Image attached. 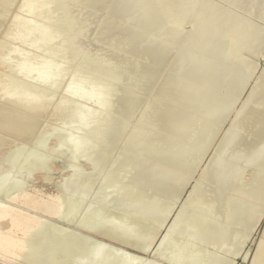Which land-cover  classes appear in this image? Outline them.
<instances>
[{"label":"bare ground","instance_id":"obj_1","mask_svg":"<svg viewBox=\"0 0 264 264\" xmlns=\"http://www.w3.org/2000/svg\"><path fill=\"white\" fill-rule=\"evenodd\" d=\"M20 257L264 264V0H0V263Z\"/></svg>","mask_w":264,"mask_h":264},{"label":"rangeland","instance_id":"obj_2","mask_svg":"<svg viewBox=\"0 0 264 264\" xmlns=\"http://www.w3.org/2000/svg\"><path fill=\"white\" fill-rule=\"evenodd\" d=\"M58 90H59V89H58ZM58 90H56V91H57L56 93H58V92L60 93L62 89H60L59 91H58ZM58 95H60V94H55V95H53V98L56 97L55 99H58V98H57V97H59ZM46 101H47V98H46ZM46 101H42L41 106L39 105L38 108H42V107H43V104L46 105V104H47V103H45ZM85 103H86V102H85ZM47 105H48V104H47ZM47 105H46L45 107H48ZM49 106H50V104H49ZM45 107H43V108H45ZM140 117H141V116L136 117L137 119L134 118V119H135L134 122H136V123L138 124V126H139V124L142 123V118H140ZM139 120H141V121H139ZM99 121H100L99 118H97V119L95 120V123H96V122L98 123ZM137 121H138V122H137ZM139 122H140V123H139ZM95 123H94V124H95ZM44 124H45V123H44ZM133 124H135V123H133ZM37 126L40 127V125H37ZM71 129H73V127H72ZM74 130H76V129L74 128ZM77 130H78V133L80 132V134L82 133V131H84V130L81 131V128H80V129H77ZM84 133H85V132H83L82 134H84ZM80 134H79V135H80ZM204 149H205V150H204L205 152H203V153H204V154H203V155H204V156H203L204 158H202V162H203L204 159L207 157V146H206ZM51 186H52L53 188H52ZM39 187H40L41 189H43L45 192H48V193H51V192L54 191V186H53V184L48 183V182H43L42 185H39ZM89 203H90V202H89ZM154 207H155V206H153V207H151V208H152V209H155ZM92 210H93V211H92ZM103 210H104V211H103ZM107 210H108V209H107ZM107 210H105V209H100L99 211H103V213H102V212H98V211L96 210V207H95V206H94V208H93V206H91V210H90V212L93 213V217H92V214L90 213V217H92V219L90 218V220H92V221H89V220H88V221H89L88 224L91 226L93 223H97V222L101 221V219L103 218V215H107V213L110 214V211H109V210L107 211ZM152 211H153V210H152ZM152 211H151V212H152ZM104 212H105V213H104ZM96 213H98V214H96ZM95 216H97V219H98V220L96 219ZM98 217H99V218H98ZM143 217H145L147 220L151 218V216H150L149 213H148V210H147L146 212L143 213ZM94 220H95V221H94ZM96 220H97V221H96ZM256 237H257V233L254 234V238H256ZM90 247H91V248H90ZM92 247H93V248H92ZM89 248H90V249H89ZM89 248H88V253L90 252V253H89L90 255H91V254L95 255L96 252H97V249H98V248L95 246V249L97 248L95 251L93 250V249H94V246H89ZM92 252H93V253H92ZM19 261H21L23 264H25V262H23L24 260H23L22 257L19 258L18 262H19ZM1 263H3V264H7V263H4V262H1ZM1 263H0V264H1ZM22 263H21V264H22ZM8 264H9V263H8ZM26 264H27V263H26ZM31 264H32V263H31ZM35 264H36V263H35Z\"/></svg>","mask_w":264,"mask_h":264}]
</instances>
